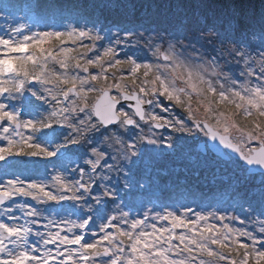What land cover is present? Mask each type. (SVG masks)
<instances>
[{"label":"snow or ice","instance_id":"obj_1","mask_svg":"<svg viewBox=\"0 0 264 264\" xmlns=\"http://www.w3.org/2000/svg\"><path fill=\"white\" fill-rule=\"evenodd\" d=\"M89 7L106 5L49 3L75 21L60 29L0 27V167L52 168L50 179L0 180V264H264V211L246 212L250 223L218 208L134 211L113 183L115 173L131 188L146 154L202 135L245 179L259 176L264 206V17L241 31L234 11L227 28L208 24L192 43L180 25L112 31ZM26 198L71 203L46 215Z\"/></svg>","mask_w":264,"mask_h":264},{"label":"rangeland","instance_id":"obj_2","mask_svg":"<svg viewBox=\"0 0 264 264\" xmlns=\"http://www.w3.org/2000/svg\"><path fill=\"white\" fill-rule=\"evenodd\" d=\"M5 7L7 21L0 16V27H6L7 24H12L14 20H17L21 23L32 24L33 31H50L60 29L62 26L70 23L66 21L67 19L58 20L52 18L47 8H44L42 5L37 8V3L28 6L24 0H0V9H4ZM96 10L98 11V18L100 14H105L102 8ZM34 13L36 16H33ZM158 14L159 13L155 12L154 15L145 16L138 25H143L144 28L157 30L164 28L171 30L175 27L166 24L162 16H159ZM95 20L97 19L95 18ZM34 21H38V26L33 23ZM98 22L101 26L110 28L112 31L117 30V26L113 27L107 25L104 20ZM89 26H91V24H89ZM187 28L191 29L188 30ZM183 30L185 31L184 28ZM197 30V25L186 26L187 32L185 33L187 36L189 34L191 35V37L188 36V38L192 43H196L194 36L197 35ZM185 42L187 43L188 41ZM255 43H258V41ZM139 47L140 46L124 47L121 55L123 56V52H128L129 55L139 54ZM197 47L199 48L200 45L197 44ZM206 47L207 51L211 52L212 46L208 45ZM242 66L243 65L233 67H235V70L238 73L239 68ZM50 67L55 68L57 66L50 65ZM237 119L243 123L242 118L238 117ZM205 139L206 138L202 135L184 137L183 140L176 141L173 149L164 148L158 152L146 154L141 160L131 166V188H125L123 186L122 178L117 177V175L113 173L114 184L116 183V179L121 180L116 186L119 189V195L124 203L132 206L134 211L140 212L146 208H153V206H156L157 209H159L160 206L179 207L181 205L190 206L194 210L218 208L221 211L227 210L229 213H233L241 219H245L246 223H250L245 216L246 212L251 214L252 220H255L260 215L261 211H264V206L261 205L259 196V176H256L255 179H245L244 173L237 167L225 164L219 157L214 156L210 152L207 154L201 153L196 147H198L200 141H205ZM103 147H106V145H102V148ZM108 151L109 153H113V149H108ZM34 163L35 161H33V164ZM109 163H112V161L109 160ZM43 164L44 161H41V163H38L37 167H30L29 177L32 179H50L48 173L52 172V168L49 165L46 173ZM30 165L31 162L25 166ZM21 167V165L15 168L12 167L9 171L13 170L18 174H21ZM3 171L4 168L1 167L0 172L4 181L12 178L13 175L11 173L7 172V174H3ZM175 173H177V175ZM195 173L197 179L195 178L196 186L193 189L196 188L197 192L193 191V189H190V191H188V189L180 191L176 190V188L180 187L183 183L173 184V180L180 176L184 177V175L188 178H194L193 175H195ZM198 174H200V177ZM170 178H173V180ZM235 183H238L241 187L239 190L234 189ZM26 199L27 202L31 203L33 206L36 205V203L30 198ZM155 201L157 203L160 201V206L155 204ZM57 205L58 204H56V206ZM61 205L65 207L67 206L66 202H61ZM249 205L252 207L249 208ZM4 207L0 208V212L3 211ZM252 209H255V211H252ZM14 212L18 216L21 215V213L18 214V211L15 209ZM49 214L55 215V213L51 212L46 213V215ZM74 218L75 217H73V219ZM20 222L23 223V219H21ZM45 222L46 221L43 220L41 221L42 224ZM235 226L239 227L240 225L236 222Z\"/></svg>","mask_w":264,"mask_h":264},{"label":"trees","instance_id":"obj_3","mask_svg":"<svg viewBox=\"0 0 264 264\" xmlns=\"http://www.w3.org/2000/svg\"><path fill=\"white\" fill-rule=\"evenodd\" d=\"M30 2L41 3L45 8L49 3L65 6L106 5L102 7L105 14H100L99 18L98 11L89 7L87 11L91 13L90 20L95 18L98 21L104 20L105 24L122 29L137 28L136 26H139L138 23L140 24L145 16L154 15L155 12L162 16L166 24L175 27L180 25L185 32H187L186 26L189 27V25H197L200 29L208 24H216L223 30L228 27L229 20L233 19L234 11L240 13L237 19L241 31L249 26L258 28L261 17H264V0H30ZM188 36L191 37L190 34ZM198 176L200 177V174ZM240 188L238 183L234 184L235 190Z\"/></svg>","mask_w":264,"mask_h":264},{"label":"water","instance_id":"obj_4","mask_svg":"<svg viewBox=\"0 0 264 264\" xmlns=\"http://www.w3.org/2000/svg\"><path fill=\"white\" fill-rule=\"evenodd\" d=\"M208 143H212L211 141H208ZM222 147V146H221ZM198 148L201 149L203 152L205 151V148H204V143H200L198 145ZM214 152V151H213ZM215 153V152H214ZM216 154V153H215Z\"/></svg>","mask_w":264,"mask_h":264},{"label":"flooded vegetation","instance_id":"obj_5","mask_svg":"<svg viewBox=\"0 0 264 264\" xmlns=\"http://www.w3.org/2000/svg\"><path fill=\"white\" fill-rule=\"evenodd\" d=\"M206 153H209V151H207Z\"/></svg>","mask_w":264,"mask_h":264}]
</instances>
